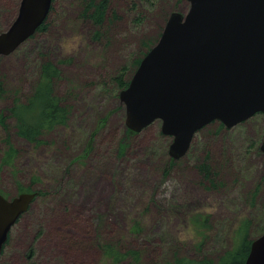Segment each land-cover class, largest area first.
I'll list each match as a JSON object with an SVG mask.
<instances>
[{
	"label": "rangeland",
	"instance_id": "obj_1",
	"mask_svg": "<svg viewBox=\"0 0 264 264\" xmlns=\"http://www.w3.org/2000/svg\"><path fill=\"white\" fill-rule=\"evenodd\" d=\"M20 1L0 0V32ZM85 2L54 0L47 28L0 55L8 88L0 115L10 124L0 123V192L43 191L12 227L0 264H136L131 256H107V246L138 250L140 264L218 261L244 233L261 235L264 113L233 127L209 123L178 160L169 154L173 138L162 133L161 120L140 132L126 127L119 78L130 82L135 61L189 0H111L103 26L85 14ZM48 60L60 72L51 85L68 115L32 142L17 134L9 110L16 96L33 92ZM203 162L211 164L214 183L198 169ZM197 215L204 225L193 223Z\"/></svg>",
	"mask_w": 264,
	"mask_h": 264
},
{
	"label": "water",
	"instance_id": "obj_2",
	"mask_svg": "<svg viewBox=\"0 0 264 264\" xmlns=\"http://www.w3.org/2000/svg\"><path fill=\"white\" fill-rule=\"evenodd\" d=\"M189 2L187 11L171 12L120 92L127 129L140 132L161 120L162 133L173 138L174 160L187 154L195 134L209 123L233 127L264 113V0ZM52 4L21 0L15 19L0 32V55L39 31ZM37 196V191L14 197L0 192V257L12 227ZM245 264H264V232L252 240Z\"/></svg>",
	"mask_w": 264,
	"mask_h": 264
},
{
	"label": "trees",
	"instance_id": "obj_3",
	"mask_svg": "<svg viewBox=\"0 0 264 264\" xmlns=\"http://www.w3.org/2000/svg\"><path fill=\"white\" fill-rule=\"evenodd\" d=\"M110 5L111 0H86L85 14L88 15V17H90L97 25L103 26L104 22L108 20V11ZM46 28L47 21L39 27V31ZM142 58H138L135 61L137 68ZM59 73L60 72L58 68L55 67L52 61H44V63H42L40 66V78L35 85L33 92L26 99H22L20 96L15 97L9 111L13 116L16 117V132L19 136L24 137L32 142H40L41 140L39 137L44 130H49L58 124H63L66 122L68 110L64 105L61 104L60 98L53 94V88L51 85L52 78L54 76H58ZM119 83L121 86L125 87L129 84V82L123 81L122 78H119ZM7 92L8 88L5 85L3 77L1 78L0 76V97H4ZM7 120L8 116L4 114L0 115V123H2L6 129L10 127V124ZM128 132L133 131L128 129ZM13 150L14 147L10 144V148L6 157L7 161L13 158V156H10ZM198 169L200 170L204 179L214 183V172L212 171V166L210 163L203 162L198 165ZM19 187L20 192L27 190L22 186ZM35 191L38 192V195L43 194V191L41 190ZM193 223L198 227L200 224L204 225L205 217L202 218V215L194 216ZM241 232L243 231L241 230ZM246 235L247 234L244 233L242 240L240 241L239 238V242H236V246L232 250L225 253L218 261L210 259L194 261L182 258L176 260L175 264H245L246 258L251 249L252 240L254 239H249L246 237ZM30 253V256H32V252ZM106 255H114L118 260L131 256L135 260L136 264H140L141 259L140 252L138 250L130 249L127 252H120L115 251L110 246H107L106 248Z\"/></svg>",
	"mask_w": 264,
	"mask_h": 264
},
{
	"label": "flooded vegetation",
	"instance_id": "obj_4",
	"mask_svg": "<svg viewBox=\"0 0 264 264\" xmlns=\"http://www.w3.org/2000/svg\"><path fill=\"white\" fill-rule=\"evenodd\" d=\"M31 252V251H30ZM30 254V253H29Z\"/></svg>",
	"mask_w": 264,
	"mask_h": 264
}]
</instances>
